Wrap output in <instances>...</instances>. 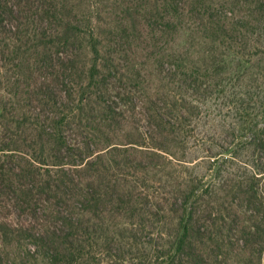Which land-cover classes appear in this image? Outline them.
<instances>
[{"label":"trees","instance_id":"obj_1","mask_svg":"<svg viewBox=\"0 0 264 264\" xmlns=\"http://www.w3.org/2000/svg\"><path fill=\"white\" fill-rule=\"evenodd\" d=\"M190 1L195 0H0V189L31 196L35 189L29 192L26 183L31 181L40 197L59 196L61 203L67 196L75 199L85 184L83 211L90 213L111 196L110 187L95 188L94 181L125 176L105 162L121 149L109 135L114 125L126 124L133 133L123 137L124 145L152 148L188 163L183 145L207 121L217 122L213 137L219 142L211 145L221 152L211 147L210 174L188 181L177 250L192 236L195 215L223 185L246 183L234 195L264 209V0L252 1L250 46L234 53L186 49ZM156 34L171 36V49L146 53L143 63L121 53L141 37L155 41ZM48 66L61 68L58 94L42 71ZM36 73L40 80L32 84ZM18 155L24 157L19 166L14 164ZM4 196L0 192V199ZM10 218L0 217V226L19 228ZM90 231L89 223L67 217L60 241L43 232L27 236L46 252L34 249L43 261L76 264L88 254L85 245L94 242ZM5 244L0 239V246ZM9 261L0 255V264ZM164 264H174V258Z\"/></svg>","mask_w":264,"mask_h":264},{"label":"rangeland","instance_id":"obj_2","mask_svg":"<svg viewBox=\"0 0 264 264\" xmlns=\"http://www.w3.org/2000/svg\"><path fill=\"white\" fill-rule=\"evenodd\" d=\"M252 1H190L192 16L187 28L191 31L184 40L186 49L191 53H234L240 46L249 47L255 25L252 23L255 17L250 16L255 7ZM204 14L209 18H205L207 27L203 29L201 17ZM153 37L155 41H146L145 36L141 37L133 42L131 49L124 47L121 53L129 54L138 61L146 53H155L156 56L171 49V36L156 34ZM139 62L144 61L140 59ZM54 64L61 66L59 60ZM60 69L48 66L47 70H42L48 75L47 82L56 94L60 88ZM39 80L38 73L32 74L30 83ZM153 82L156 83L155 80ZM149 84L152 85L151 82ZM157 85L165 86L166 90L172 87L168 83H157L155 87ZM137 101V98L134 99L135 103ZM216 125L217 122H202L192 133L188 144L183 145L187 147L188 161H192L188 163L152 148L124 145L123 137L133 133L130 129L127 131L126 124L114 125L109 135L119 140L114 143L121 149L111 152L105 162L112 171L118 168L117 171L125 173V176L119 179L107 176L94 181L95 188L110 187L111 196L102 204L100 201L95 211L90 213L83 211L85 184L75 191V199L67 196L61 203L59 196L44 194L40 197L38 184L31 181H26L29 192L35 189L31 196L24 197V193L12 196L7 194L6 188L0 189L5 194L0 199V217L8 219L12 216V220L19 225L17 229L0 226V239L6 243L0 246L1 259H10L9 264H50V261L37 257L34 249L41 255L46 252L27 235L43 232L44 236L59 237L63 219L75 217L89 223L90 232L94 233V242L89 247L85 245L88 254L76 264H164L169 258H174V264H264V209L259 203L254 205L249 202L247 196L234 195V191L242 188L241 185L246 186V183L240 186L234 183L223 185L222 192L205 203L195 215L192 236L184 248L177 250L183 193L189 185L188 181L193 178L203 181L210 174L207 155L211 147H214L212 151L221 152L219 147L211 145L212 142H219L213 137ZM131 147H135L134 150L123 149ZM23 159L22 155H18L14 164L19 166ZM233 168H236L235 164ZM60 251L64 253L59 244Z\"/></svg>","mask_w":264,"mask_h":264}]
</instances>
